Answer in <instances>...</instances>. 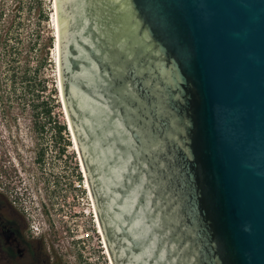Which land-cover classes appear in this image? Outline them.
I'll use <instances>...</instances> for the list:
<instances>
[{"label": "water", "instance_id": "1", "mask_svg": "<svg viewBox=\"0 0 264 264\" xmlns=\"http://www.w3.org/2000/svg\"><path fill=\"white\" fill-rule=\"evenodd\" d=\"M54 4L112 264H264V0Z\"/></svg>", "mask_w": 264, "mask_h": 264}, {"label": "rangeland", "instance_id": "2", "mask_svg": "<svg viewBox=\"0 0 264 264\" xmlns=\"http://www.w3.org/2000/svg\"><path fill=\"white\" fill-rule=\"evenodd\" d=\"M54 14V0H0L1 187L51 261L112 264L61 98Z\"/></svg>", "mask_w": 264, "mask_h": 264}, {"label": "flooded vegetation", "instance_id": "3", "mask_svg": "<svg viewBox=\"0 0 264 264\" xmlns=\"http://www.w3.org/2000/svg\"><path fill=\"white\" fill-rule=\"evenodd\" d=\"M6 160L1 166L6 167ZM19 172V171H18ZM8 189L20 188L16 170L8 173ZM0 180V264H55L40 238L30 234L25 213L16 207L17 196L10 199ZM48 250V248H47Z\"/></svg>", "mask_w": 264, "mask_h": 264}, {"label": "bare ground", "instance_id": "4", "mask_svg": "<svg viewBox=\"0 0 264 264\" xmlns=\"http://www.w3.org/2000/svg\"><path fill=\"white\" fill-rule=\"evenodd\" d=\"M56 8V7H55ZM56 12V11H55ZM55 15V14H54ZM55 20V19H54ZM55 28L58 30V28H57V24H56V21H55ZM74 137V136H73ZM74 144H75V147L77 148V144H76V140H75V137H74ZM78 149V148H77ZM81 165H82V163H81ZM82 169H83V166H82ZM83 172H84V170H83ZM85 186H86V188L89 190V186H88V183H87V180H85ZM90 191V190H89ZM97 216V215H96ZM97 221H98V219H97ZM99 225V224H98ZM99 231L101 232V229H100V225H99ZM102 233V232H101ZM107 249V248H106Z\"/></svg>", "mask_w": 264, "mask_h": 264}, {"label": "trees", "instance_id": "5", "mask_svg": "<svg viewBox=\"0 0 264 264\" xmlns=\"http://www.w3.org/2000/svg\"><path fill=\"white\" fill-rule=\"evenodd\" d=\"M28 84H30L29 83V75H28V63H27V88H28ZM47 113H48V111H47ZM65 129V125H62V127H60V129ZM55 264H58V263H55Z\"/></svg>", "mask_w": 264, "mask_h": 264}]
</instances>
